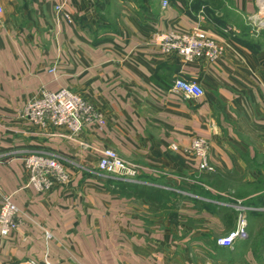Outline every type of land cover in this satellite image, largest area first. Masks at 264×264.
<instances>
[{"label":"crops","instance_id":"0c3cea01","mask_svg":"<svg viewBox=\"0 0 264 264\" xmlns=\"http://www.w3.org/2000/svg\"><path fill=\"white\" fill-rule=\"evenodd\" d=\"M257 0H0V197L20 222L0 264H264V27ZM166 2V4H163ZM200 27L223 51L186 61L156 36ZM195 80L199 97L171 89ZM67 88L103 116L69 138L28 121L25 104ZM207 140V163L190 148ZM114 149L139 166L117 184L97 168ZM54 155L65 183L39 192L23 158ZM247 236L217 238L240 217Z\"/></svg>","mask_w":264,"mask_h":264},{"label":"built area","instance_id":"2783aa9c","mask_svg":"<svg viewBox=\"0 0 264 264\" xmlns=\"http://www.w3.org/2000/svg\"><path fill=\"white\" fill-rule=\"evenodd\" d=\"M68 0H59L55 4L57 12H64ZM166 4V2H163ZM256 10L248 16L250 24L255 28L264 27V0H257ZM1 11V8H0ZM160 50L164 53H176L186 61L197 58L216 60L223 51V45L213 33L198 26L190 31L169 30L156 36ZM171 89L188 96L199 97L203 88L195 80L180 77L174 79ZM22 115L31 123L44 127L66 126L68 137L76 136L87 126H101L102 114L77 93L61 88L56 91L42 90L41 94L29 100ZM207 140L196 137L190 145L202 159L201 169H212L207 163ZM23 169L27 174V183L39 192L49 191L55 184L65 183L68 173L49 153L33 152L23 158ZM97 168L100 172L117 180H134L139 174V166L123 159L114 149L104 148L99 155ZM18 208L11 199V194L3 193L0 197L1 234L6 235L19 224ZM247 236L246 222L240 217L235 229L217 238L216 242L225 247H231L235 240Z\"/></svg>","mask_w":264,"mask_h":264},{"label":"trees","instance_id":"16d2710c","mask_svg":"<svg viewBox=\"0 0 264 264\" xmlns=\"http://www.w3.org/2000/svg\"><path fill=\"white\" fill-rule=\"evenodd\" d=\"M115 183L117 184H121L123 182V180H113Z\"/></svg>","mask_w":264,"mask_h":264}]
</instances>
